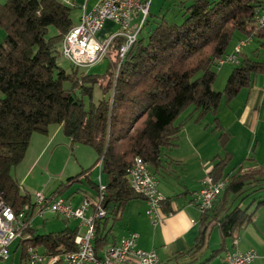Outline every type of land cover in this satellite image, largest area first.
Returning a JSON list of instances; mask_svg holds the SVG:
<instances>
[{"label": "trees", "instance_id": "trees-1", "mask_svg": "<svg viewBox=\"0 0 264 264\" xmlns=\"http://www.w3.org/2000/svg\"><path fill=\"white\" fill-rule=\"evenodd\" d=\"M183 20L145 19L142 29L117 65L118 46L123 36H114L109 52L114 57L103 73H78L71 64L67 70L58 64V45L63 34L75 24L71 10L75 5L63 0H5L0 2V27L5 30L0 43V198L14 210L26 209L31 215L35 201L21 191L13 168L23 159L32 133L45 132L58 123L73 142L91 146L95 163L106 185L102 204L105 216L95 220L93 247L97 254L111 242L113 221L119 218L128 200L144 197L129 182L127 168L139 156L155 174L161 166L164 149L174 144L187 120L200 121L213 115L225 148L229 135L222 130L218 111L222 100L229 102L242 87H249L255 74L264 73V60L241 50L221 89H214L218 59L230 51L240 37L256 28L255 14L264 0H179ZM57 33L47 35L48 26ZM143 26V27H144ZM142 27V28H143ZM264 44V41L262 42ZM232 50V48H231ZM118 68H117V67ZM64 81L69 85L64 86ZM95 84L101 89L92 100ZM90 98L86 105L84 96ZM189 112L178 120L180 113ZM232 155L215 154L208 173L216 180L228 181L213 202L200 213V230L189 251L200 249L209 225L217 226L220 241L210 257L228 247V240L264 205V196L241 205L244 198L264 188V165L244 168L242 164L224 173ZM69 175L50 192L61 194L74 181H84L93 191L97 181L90 175L93 165ZM156 175V174H155ZM239 199V200H237ZM237 200V201H236ZM170 197L164 196L167 206ZM26 245L46 252L74 249L77 225L36 233L30 226Z\"/></svg>", "mask_w": 264, "mask_h": 264}, {"label": "crops", "instance_id": "crops-1", "mask_svg": "<svg viewBox=\"0 0 264 264\" xmlns=\"http://www.w3.org/2000/svg\"><path fill=\"white\" fill-rule=\"evenodd\" d=\"M71 1H73L74 5L79 9L76 17L73 18L76 23L81 15L82 5H85L86 9H90L97 0ZM117 28L118 26L115 23L106 20L97 36L103 39L117 30ZM255 40L257 44L251 48V42ZM263 41L264 30L254 32L252 40L246 44L242 50L251 55L255 52L259 59L264 60V58H260L262 49L264 50ZM234 44L232 45L234 46ZM233 46H231V48H233ZM229 71L230 69L222 70L225 79ZM218 112L222 125H225V122H222V118L224 117L225 119V117L228 116L229 120L226 125L228 127H235V132H241L243 130L247 132L253 131L255 140L257 139L258 133L264 136V73L255 74L252 84L249 87H242L237 95L229 102L222 100ZM204 126L201 120L195 122L190 119L184 122L174 141L175 143L164 149L161 166L155 169V174L158 178V190L163 196L170 197L169 204H167V206L162 204V208L164 211L171 209L172 214L166 215L163 220L157 224L150 223V219L146 212V199L143 197L132 198L127 201L121 215L117 218L121 219L124 213L127 212V221L125 222L124 230L118 236L113 235L111 238L116 239L131 231L136 232L137 245L145 249H155L158 254L159 264H225V253L228 250H245L248 247L255 248L258 254L251 264H264V205L260 206L255 211L252 219L237 232L234 238L230 239L228 247L223 250L222 253L211 257L210 252L208 253L210 245L219 244L220 241L219 232H217L214 222L209 225L204 245L200 249L189 251L200 230V212L194 205L190 204V199L194 191L199 188L201 179L212 167V157L219 153L216 146L211 147L204 141H201L200 135L203 136L206 132ZM248 142L249 144L242 148L243 152L238 158L241 159L248 155L247 159H250V162L244 165V168L264 165V144H262L261 150V146L257 145V141H254L253 145L251 143L252 139ZM32 144H34L31 149L33 151H31V155L28 157V162H25L21 167H14L12 171L20 183V187L27 192V186L20 180V172L18 173L19 168L20 170H24L22 174L24 180H26L30 174H34V177L38 176L39 179H42V185H46L50 181L54 184L57 181L59 183L66 174L75 171L73 169H76V167L72 168L70 171L66 170L67 162L70 157L67 158V162H64L62 166L55 164L56 159L52 164L54 153L59 147H67L70 145V147L73 148V143H71L70 138L63 133L60 124H50L45 132H33L23 158L28 154V148ZM250 145H252V150H256L252 156L248 153ZM228 151L231 153L232 157H234L235 152L238 151V147H228ZM47 152L48 157L44 161L42 158ZM240 163L241 161L238 162V164ZM80 165L82 164L78 163V167H80ZM41 167H43V171H41ZM39 170L41 171L40 175L42 177L37 175ZM43 174H47V177H44ZM69 175L71 174L67 176ZM97 179L93 180L97 181ZM161 180H163L164 186L159 187ZM54 188L53 186L49 192ZM76 193L80 196L75 203L79 201L84 193L93 194L94 191L88 192V190L83 187L72 191V193L67 196H70L72 199ZM244 204L246 203L242 201L241 205ZM65 225L71 226L68 223ZM83 230L84 228L81 227V231ZM214 232L215 234H213ZM211 237L213 238L212 243L210 241ZM234 239H236V242Z\"/></svg>", "mask_w": 264, "mask_h": 264}, {"label": "built area", "instance_id": "built-area-1", "mask_svg": "<svg viewBox=\"0 0 264 264\" xmlns=\"http://www.w3.org/2000/svg\"><path fill=\"white\" fill-rule=\"evenodd\" d=\"M63 1L74 5L71 0ZM151 1L97 0L90 9L82 5L79 20L63 34L60 43L62 56L79 67L92 65L106 55L112 38L120 35L124 40L118 46L119 63L144 26ZM254 17L255 30L240 37L232 50L218 59V64L237 63L238 53L252 40L254 32L264 30V7L259 9ZM106 20L112 21L118 28L109 36L98 38L97 32ZM135 160H142V167H135ZM98 169L97 190L93 194L84 193L77 203H74L70 196L62 194L42 191L34 194L35 206L39 213L50 211L64 219L79 220L74 237L76 244L74 249L61 248L46 252L30 244L25 246L22 253L20 240L29 235L25 229L30 226L33 212L29 216L25 208L14 210L0 198V258H8L11 254V246L15 243L13 251L21 247L19 264H159L155 249H145L137 245V233L134 231L113 239L99 254L95 252L93 247L95 220L106 214L102 204L105 194L100 192V181L103 179L99 163ZM127 175L131 187L144 195L147 201V216L153 224L161 222L166 215L172 214L171 209L164 211L162 208L164 196L158 190V178L147 161L135 156L132 164L127 168ZM227 181L225 177L215 180L206 173L201 179L199 188L194 191L190 204L200 213L209 210ZM81 227L84 228L83 231ZM234 240L236 242V239ZM257 256V251L253 247L245 250L231 249L225 253V264H251Z\"/></svg>", "mask_w": 264, "mask_h": 264}, {"label": "rangeland", "instance_id": "rangeland-1", "mask_svg": "<svg viewBox=\"0 0 264 264\" xmlns=\"http://www.w3.org/2000/svg\"><path fill=\"white\" fill-rule=\"evenodd\" d=\"M5 0H0V2H4ZM179 0H152L151 4H150V9L147 15V18L149 20H152L153 18L155 19H159V17H161L164 14V17L167 20H171V21H175V22H180L181 20H183L184 16H183V8L181 6H179L178 4ZM79 12V9L74 6L71 10V15L73 16V18L76 17V14ZM116 31V30H115ZM148 31V25H145L142 28V34H146ZM99 32V31H98ZM97 32V35H98ZM114 32V31H113ZM57 33V29L50 25L48 26V31H47V35H53ZM4 36H5V30L0 27V43L3 42L4 40ZM99 38V37H98ZM257 44V41H252L250 47H254ZM249 47V48H250ZM58 57H57V61L58 64L61 65L62 67H64L67 70H71V64L70 62L65 59L62 54H61V48L60 45H58ZM114 57V54L112 51L106 53V55H104L101 59H99L98 61H96L95 63H93L92 65L89 66H85V67H78L77 72L81 73V72H90V73H103L106 68L108 67V65L110 64L112 58ZM260 58H264V50L262 49V53L260 54ZM232 67V63H225V64H218L216 65V78L214 80V82L212 83V87L214 89H221L224 85L225 82V77L222 73V70L224 71V69H231ZM227 77V76H226ZM69 82L68 81H64V86H68ZM101 96V89L99 87L98 84H95L93 87V92H92V100L93 101H97L98 98ZM84 101L86 103V105L89 104L90 98L88 95L84 96ZM224 104V103H223ZM190 108H187L185 110H183L179 117L178 120L181 119L182 117H184L188 112H189ZM219 113V112H218ZM219 116V121L220 119V115ZM223 121L225 122V125H222L221 121V126H222V130L225 131L229 136L228 138V142L226 144V147L223 148L220 145L219 139H218V130L213 129L214 126V122H213V115L211 112H208L203 119H201V123L202 125L206 128V132L202 135H200L201 137V141H204L205 143H207L208 146L214 147L216 146L218 148V152L219 154H222L225 151H228V147H238V151L235 152V156L231 157V159L229 160V162L226 164L225 168H224V173L227 172H231L236 166H238V162L241 161L240 164L246 165L248 162H250V159H247L246 157H242L241 159L239 158V155L242 154V148H244L245 145H248L251 139H252V145L254 143V141L258 142V146H261L260 149L262 150V144H264V136L261 133H258L257 135V139L255 140V135H253V131L247 132V131H241V132H235V127H228L227 121L229 120V117L226 116L225 119L224 117L222 118ZM56 123H52V125H55ZM35 132V131H34ZM31 138V137H30ZM30 143V141H29ZM29 145V144H28ZM34 144H32L28 149V154H26L25 158H23L15 167H21L25 162L27 163L28 161V157L31 155V150L32 146ZM252 145H250L249 147V154L252 156L254 151L256 150H252ZM73 148L69 146L67 147H59L58 150L55 151L53 159H52V164L56 159V163L59 166H62V164H64V162H67V158L70 157L69 161L67 162V168L66 170L70 171L72 168L76 167V169H73L75 171H73V173H68V174H74V172H79L84 168H87L88 166L92 165L95 163L96 160V152L95 150L84 143L81 142H73L72 144ZM260 151V150H259ZM48 152L44 155V157L42 158V160L45 161V159H47L48 157ZM78 163L82 164L80 165V167H78ZM43 166V165H42ZM78 167V168H77ZM41 171H43V167H41ZM196 168V167H193ZM18 173L20 176V180L21 182L27 186V190L31 195L32 200L34 201V194L37 191H42L45 193H49L50 189L54 186H57L58 181L54 184L52 183V181H50L48 184L46 185H42V179H39L38 176L34 177L32 174H30L26 180L23 179L22 174L24 170H20V168L18 169ZM40 170L37 172V175H40ZM66 174L65 177L62 178V181H65L66 178L68 177ZM44 177H47V174H43ZM67 176V177H66ZM93 179H97L98 178V163L93 165L92 171H91V175H90ZM40 177H42L40 175ZM54 184V185H52ZM52 186V187H51ZM160 186H164V182L163 180H161V183L159 184ZM86 188L88 190V192H92L93 189L88 186L87 184H85L84 181H74L72 184H70L67 188H65L62 191V195L63 196H67L69 194L72 193V191L77 190L78 188ZM158 187V184H157ZM21 191H26L25 189H23L21 187ZM79 194L76 193L75 196L72 198V201L75 203L77 201V199L79 198ZM264 196V188L257 190L255 193L253 194H249L246 198H244L243 202L247 203L249 201H251L252 199H259L262 198ZM127 212L124 213L123 217L121 219H116L114 220V225L112 227L111 233L109 235V237L113 236V235H119L121 234V232L124 230L125 228V222L127 221ZM150 221V220H149ZM79 222V220L75 219V218H70V219H64L61 216L50 212V211H45L43 213H39L38 212V208L35 206L33 209V213L30 219V225L31 227L34 229V231L36 233H45L51 230H58L60 228H62L63 226H65L66 223L70 224L71 226L76 225ZM151 223V221H150ZM216 230L218 232V228L216 226ZM215 234V232L213 233ZM212 239V240H211ZM211 243L213 242V238H210ZM230 241V239L228 240V242ZM15 243L11 246L10 249V256L8 258L2 259L0 258V264H19L20 262V252H21V247H19V249H17L15 252H13V247H14ZM218 246V243L216 245H210V248L208 249V253L210 252V250L214 247ZM223 250L220 252L222 253Z\"/></svg>", "mask_w": 264, "mask_h": 264}, {"label": "bare ground", "instance_id": "bare-ground-1", "mask_svg": "<svg viewBox=\"0 0 264 264\" xmlns=\"http://www.w3.org/2000/svg\"><path fill=\"white\" fill-rule=\"evenodd\" d=\"M124 58V57H123ZM120 63H118V66H119ZM118 68V67H117ZM139 157V156H138ZM141 158V157H139ZM100 167V165H99ZM135 167H142V160H135ZM103 180L100 181V192L105 194V190H106V185L105 183L102 182ZM212 209V208H211ZM24 238H27V237H23Z\"/></svg>", "mask_w": 264, "mask_h": 264}]
</instances>
